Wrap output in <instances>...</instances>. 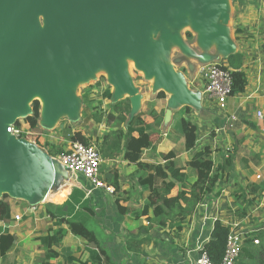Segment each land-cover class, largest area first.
I'll use <instances>...</instances> for the list:
<instances>
[{
	"label": "crops",
	"instance_id": "1",
	"mask_svg": "<svg viewBox=\"0 0 264 264\" xmlns=\"http://www.w3.org/2000/svg\"><path fill=\"white\" fill-rule=\"evenodd\" d=\"M217 6V15L209 20L208 32L195 25L191 14L187 15L185 24L175 25H188L193 28L188 32L195 36V42L180 45L177 38L172 37L167 45L159 48V60L183 76L185 92L179 94L173 89H156L155 85L149 84L141 88L136 86V93L127 97L132 99L135 113L154 111L157 112L156 116H162L160 123L155 124L152 130L156 148L145 150L143 155V160L150 163H163L161 153L179 151L181 154L177 158L178 165L186 164L193 152L184 150L185 139L175 128L174 119L177 111L184 106L191 107L190 115L199 126L198 147L210 144L215 150L217 163L230 157L229 170L218 185L221 194L207 197L197 207L179 236L169 228L157 227L151 230V241L139 255L128 251L126 243L130 236L139 239L143 235L138 232L132 213L125 216L119 213L113 192L94 189L89 194L91 186L87 181L66 180L58 192L50 191L44 201L61 203L69 193L63 202L70 200L68 211L62 204L56 211L41 205L37 211L31 212L33 205L30 199L11 197V219L0 221V229H9L17 243L5 260L0 256L2 261L7 263L10 260V264H43L45 253L38 249L37 238L44 235L51 226L59 228L57 219L63 213L70 218L80 216L91 228L95 224L99 226L103 232L100 235L97 230L92 229L96 231L103 247L109 251L113 264H196L199 249L211 238L212 229L218 219L229 226L236 224L241 229L264 233V0H221ZM235 53L242 56L241 70L247 76V86L244 92L230 96L227 111H222L204 95L198 66L208 63L226 65L229 56ZM189 76L199 80L201 89L192 88L193 82L191 78L189 80ZM160 91H164L166 97H158ZM259 111L262 112V119L258 117ZM231 115H237L238 118L234 126L229 124L228 118ZM156 116H149V121L154 122ZM108 129L105 123L98 124L97 132L91 136L100 138ZM82 131L88 135L85 130ZM113 169L119 172L126 196L130 195L129 200L123 201L125 205L133 211L140 209L143 198L140 197L141 189L136 187L133 179L135 167L121 156L103 160V178ZM187 172L191 177L194 175L190 168ZM255 185L260 187L261 196L246 209L245 215H241L245 206L241 195ZM73 187L82 191V200L76 201L71 197L75 190ZM148 193L149 191L145 192L144 198ZM87 207H92L96 214L91 215ZM25 212L31 216L20 221L15 219L16 215ZM50 212L58 217H52ZM143 223L148 224L145 219ZM63 226L69 229L68 225ZM85 243L83 238L68 231L60 244L62 254L56 264H66V249L79 257ZM62 258L63 263L60 261Z\"/></svg>",
	"mask_w": 264,
	"mask_h": 264
},
{
	"label": "water",
	"instance_id": "2",
	"mask_svg": "<svg viewBox=\"0 0 264 264\" xmlns=\"http://www.w3.org/2000/svg\"><path fill=\"white\" fill-rule=\"evenodd\" d=\"M220 1L0 0V191L24 197L25 188L32 186L31 195H25L32 197L47 169L54 179V158L47 151L8 134V124L19 120L34 94L44 95L46 117L53 121L74 106L67 96L69 83L106 67L118 93L132 95L137 90L125 56L133 57L147 76L155 75L158 86L183 93V76L156 57L146 23L156 20L158 11L175 25L185 24L191 14L195 25L208 32ZM39 15L46 19L44 28ZM136 17L139 35L134 32ZM58 167L57 162L56 171Z\"/></svg>",
	"mask_w": 264,
	"mask_h": 264
},
{
	"label": "trees",
	"instance_id": "3",
	"mask_svg": "<svg viewBox=\"0 0 264 264\" xmlns=\"http://www.w3.org/2000/svg\"><path fill=\"white\" fill-rule=\"evenodd\" d=\"M238 32V30H237ZM190 35V32H188ZM243 64L242 56L238 53L229 56L226 68L232 74L231 96L242 93L247 86V76L241 70ZM102 80L106 79L103 77ZM96 85H91L87 91L94 92L95 97H91L86 104L85 110L91 112L89 119L94 120L95 124L105 123L109 129L97 138L98 148L103 160L113 159L121 156L131 166L135 167L136 173L133 177L137 188L141 189L140 197L143 203L138 210H132L125 205L123 201L129 200L130 195L126 196L123 183L119 178L117 169L111 170L106 175L105 181L114 188L113 194L118 211L125 216L132 213L137 224V230L141 238L130 236L126 247L141 255L144 252V246L150 241L149 233L151 230L161 227L169 228L170 231L179 236L185 228V224L192 218L197 207L203 203L207 197L213 195L219 196L221 192L218 185L229 170L231 164L230 157L225 161L217 163L214 157L215 150L210 144H204L198 147L200 136L199 126L190 115L191 107L184 106L177 111L175 116V128L180 131L185 139L184 150L193 152L184 166H179L177 158L179 151H169L161 153L163 163H150L143 160V155L147 149L156 148V140L153 134V126L158 125L162 120L161 114L156 116L157 112L146 113L144 111L135 113L132 109L131 99H115V92L110 85H107L103 93H98ZM96 92L98 94H96ZM158 97H166L164 91L158 93ZM108 100L106 108L104 100ZM41 103L35 100L33 103V114L24 118L28 128L32 131L39 126ZM149 116L155 117L154 122L149 121ZM18 127L22 126L20 120L16 122ZM125 126V129H124ZM71 141H80L89 144L94 138L86 135L83 131H75L66 137ZM47 152L54 157L65 153L66 149L57 142H47ZM190 168L194 171L191 177L187 172ZM146 191L148 195L144 198ZM253 195V197H251ZM73 196V197H72ZM245 202L241 215L246 214V209L261 196L260 187L252 186L250 191H243L241 195ZM76 201L83 199L84 194L81 190L75 189L71 195ZM11 196L4 193L0 197V221L11 219ZM67 200L66 204L69 205ZM91 215L96 211L92 207H87ZM61 211H63L61 209ZM52 217L54 212H50ZM30 213L24 218L29 217ZM63 213L57 221L59 228L51 226L42 236L37 238L38 249L45 253L42 258L43 264H56L55 261L62 254L60 244L64 236L71 231L74 235L83 238L86 243L80 251V256L76 257L66 249V264H113L109 251L103 247L96 231L85 222L83 218L77 216L70 218ZM148 224H144L143 220ZM63 225H68L69 229ZM231 227L218 219L212 229L211 238L203 245V251L207 252L215 264H221L227 240ZM258 239L260 243H255ZM16 240L14 235L5 229H0V256L5 260L8 253L15 247ZM237 264H264V233L251 232L245 239Z\"/></svg>",
	"mask_w": 264,
	"mask_h": 264
},
{
	"label": "rangeland",
	"instance_id": "4",
	"mask_svg": "<svg viewBox=\"0 0 264 264\" xmlns=\"http://www.w3.org/2000/svg\"><path fill=\"white\" fill-rule=\"evenodd\" d=\"M160 12L158 11L157 13V19L153 20L151 22L146 23V26L149 28L148 32V38L151 44H153L157 49H156V57L159 59L160 58V52L159 48L163 45H167L168 41L172 38L175 37L177 38V42L180 45H188V43H193L195 42V36L190 32V35H188V31H191L190 26H180V27H175V24L177 22L173 21H168L163 19L160 16ZM38 21L39 24L44 28L46 26V19L43 15L38 16ZM134 26V32L139 35L141 33L140 31V22L139 18L136 17L133 23ZM191 28V29H190ZM189 29V30H188ZM164 31L169 32V35L171 34L170 37L164 36ZM185 38V40H182V38ZM179 38V39H178ZM129 57V56H128ZM126 66H127V71L129 78L133 81L135 86L139 85V88L149 86V84L155 85L156 89L163 88L161 86H158L157 83H155L156 78H152V76H147L146 73L139 69L135 63H133L132 58L130 61V57L125 60ZM201 65L198 66V68ZM90 80L86 81V77H83L81 79H78L74 82L69 83L67 87V96L72 100L74 103V111L70 113H61L51 121L50 118L44 117L43 114V103L39 97L34 95L31 100L28 103V107L30 108V112L26 114L19 115L18 118L22 125L26 124L24 121V118L26 115H32L33 114V103L35 100H39L41 103V109H40V118H39V126L33 130V136L38 139L39 145H41V149L47 150V142L48 141H53L57 142L60 145H63L65 149H67V144H68V139L66 138L67 135L75 132V131H82L85 130L88 135H92V133H96V128L98 127L97 124L94 123V120L89 119L91 116V112H88V110H85L86 104L89 102V99L91 97H95L94 92L89 93L87 89L91 85H97L99 83V87H97L98 93H103L104 89L106 88L107 85H110L115 92V98L116 99H123L124 97H127L129 94L124 93L120 94L118 93L115 85L111 81V73L106 67H97L95 68L89 75ZM103 77L106 79L102 80ZM192 83V88L195 90L201 89L200 82L196 78L194 79V76L190 77ZM194 79V81H193ZM96 92V94H98ZM106 100V99H105ZM105 107L108 108V100L105 102ZM66 112V111H64ZM195 114V113H194ZM89 116V117H88ZM193 116V112H192ZM196 116V114H195ZM27 125V124H26ZM203 129H205L204 125L202 126ZM209 130V129H208ZM215 131V130H214ZM85 134V132L83 131ZM96 137L92 138L91 142H94ZM217 159V155H216ZM57 171L59 172H66L62 167H58ZM45 179L44 181L39 182V184H35L34 186V192L32 197H17L18 199L25 200V199H30V203L37 208H39L41 205L48 206V210H57L60 205H64L65 209L68 211L69 207H67L66 203H63L64 200L68 197V195L64 198L63 202L57 203V202H51V201H43V193L45 189L48 187L50 181L53 178V173L51 169L46 170V174L44 175ZM61 179L65 180H72L70 178H65L63 174H60ZM60 179V180H61ZM63 180L61 183H63ZM81 181H84L83 178H81ZM57 186L60 187V182L57 183ZM75 189V187H73ZM0 194L3 195V193L0 191ZM39 206V207H38ZM69 206V205H68ZM37 211V210H34ZM78 210H76L77 212ZM28 213H23L19 214L21 216V219L25 217V215ZM31 216V214L29 215ZM20 219V220H21ZM18 220V221H20ZM95 230L98 231L99 235L102 234V230L99 229V226L97 224L94 225ZM97 228V229H96ZM10 260L6 263L5 261H2L0 259V264H8ZM60 261L63 263L64 258L60 259ZM55 263H58V260L55 261ZM10 264V263H9Z\"/></svg>",
	"mask_w": 264,
	"mask_h": 264
},
{
	"label": "built area",
	"instance_id": "5",
	"mask_svg": "<svg viewBox=\"0 0 264 264\" xmlns=\"http://www.w3.org/2000/svg\"><path fill=\"white\" fill-rule=\"evenodd\" d=\"M225 66V64L221 63H208L198 68L200 80L203 83L204 95L222 111H227L228 109L233 82L231 71ZM258 117L260 119L263 118L262 112H258ZM228 119L230 126H234L238 120L237 115H231ZM28 127L26 124L21 127H18L16 123L8 124V134L16 138L27 139L41 148L38 139L33 136L34 132ZM68 142L69 145L65 153L58 157H51L56 159L60 167L68 173L73 181L77 182L81 178L87 181L91 186L88 191L89 194L94 189H104L108 192H113L114 188L105 181L101 173L103 158L98 148L97 139L89 144L71 140ZM34 210H38V208L33 205L30 211L33 212ZM15 219L20 220L21 216L16 215ZM230 227L231 230L221 264H237L245 239L252 232L247 229H241L236 224ZM255 243L258 244L260 241L256 239ZM199 251L196 264H215L207 252L203 251V246L200 247Z\"/></svg>",
	"mask_w": 264,
	"mask_h": 264
},
{
	"label": "bare ground",
	"instance_id": "6",
	"mask_svg": "<svg viewBox=\"0 0 264 264\" xmlns=\"http://www.w3.org/2000/svg\"><path fill=\"white\" fill-rule=\"evenodd\" d=\"M129 57H130V56H129ZM129 57H128V56H125V60H126L127 58H129ZM131 58H132L133 63H135V59H134L133 57H130V61H131ZM152 78L155 79L156 76L153 75ZM85 79H86V81H87V80H90V77L87 76ZM34 95H36L37 97H39V99H41V101H42V103H43V114H44V117H46V116H47V115H46V114H47V103H46V100H45L44 95L41 94V93H36V94H34ZM72 111H74V106H73V108H71V110H67L66 112H63V113H70V112H72ZM28 112H29V107H28V103H27V105H26V107H25V110H24V114H26V113H28ZM63 113H62V114H63ZM51 165H52V168H54V171H55L54 179L52 178V180L50 181L48 187L45 189V191H44V193H43V196H42L43 201H44V199L46 198L47 194H48L50 191L58 192V191L61 189L62 184L66 181L65 179H64V180L61 179V177L58 175V172L55 170V169H56V166H57V162H56L55 159H52V160H51ZM60 179H61V180H60ZM62 180H63V183H61ZM59 182H60V187L57 186V183H59ZM31 193H32V186H31V187H26L23 195H24V196H25V195H31Z\"/></svg>",
	"mask_w": 264,
	"mask_h": 264
}]
</instances>
